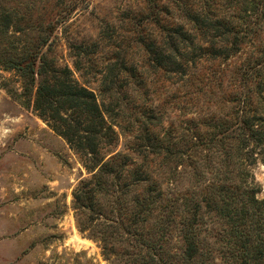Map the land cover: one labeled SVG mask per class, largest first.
Here are the masks:
<instances>
[{"label":"trees","instance_id":"1","mask_svg":"<svg viewBox=\"0 0 264 264\" xmlns=\"http://www.w3.org/2000/svg\"><path fill=\"white\" fill-rule=\"evenodd\" d=\"M184 11L185 23L161 24V47L183 73L211 63L208 106L179 140L134 135L133 154H100L102 139L116 138L112 122L94 89L48 56L45 39L23 50L2 42L0 65L82 157L90 176L75 186L73 208L110 264H264V196L250 170L264 162V0H198Z\"/></svg>","mask_w":264,"mask_h":264},{"label":"rangeland","instance_id":"2","mask_svg":"<svg viewBox=\"0 0 264 264\" xmlns=\"http://www.w3.org/2000/svg\"><path fill=\"white\" fill-rule=\"evenodd\" d=\"M197 2L0 0V45L13 42L23 50L45 39L48 56L94 89L112 122L116 138L102 139L100 154H133L134 135L179 140L208 106L211 63L183 73L161 47L167 40L161 24L184 22V10ZM156 12L159 24L152 19ZM21 91V78L0 65V264H110L98 239L80 231L73 208V190L90 172ZM250 170L262 198L264 162ZM179 179L189 188L185 175Z\"/></svg>","mask_w":264,"mask_h":264}]
</instances>
